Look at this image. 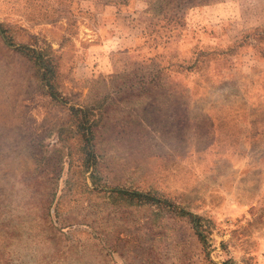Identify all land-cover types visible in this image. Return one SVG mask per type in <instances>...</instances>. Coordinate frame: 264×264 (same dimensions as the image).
<instances>
[{
	"label": "rangeland",
	"instance_id": "1",
	"mask_svg": "<svg viewBox=\"0 0 264 264\" xmlns=\"http://www.w3.org/2000/svg\"><path fill=\"white\" fill-rule=\"evenodd\" d=\"M1 29L0 264H264V0H0Z\"/></svg>",
	"mask_w": 264,
	"mask_h": 264
},
{
	"label": "trees",
	"instance_id": "2",
	"mask_svg": "<svg viewBox=\"0 0 264 264\" xmlns=\"http://www.w3.org/2000/svg\"><path fill=\"white\" fill-rule=\"evenodd\" d=\"M1 32H3V30L1 29L0 30ZM22 47L19 46V49H21ZM34 56L36 58V61L38 64H40L41 66H43V69L46 70L47 68V71L45 73V80L48 78V73H52L51 69L49 68V66L46 64V60L43 58L42 54L37 51V50H34ZM116 190V189H115ZM119 193H122V194H126V195H130V196H136V197H143V198H146V199H150L152 198L151 196L149 195H146V194H143L141 192H135V191H125V190H119ZM182 213L186 214V215H189L191 216V218L194 220V227L197 229V232L201 238L202 241H205V237L204 235L200 232V230L198 229V217H196L195 215L191 214L190 212L188 211H185V210H181Z\"/></svg>",
	"mask_w": 264,
	"mask_h": 264
}]
</instances>
